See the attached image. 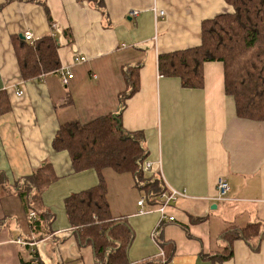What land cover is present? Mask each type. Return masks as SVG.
I'll use <instances>...</instances> for the list:
<instances>
[{
  "label": "crops",
  "instance_id": "obj_1",
  "mask_svg": "<svg viewBox=\"0 0 264 264\" xmlns=\"http://www.w3.org/2000/svg\"><path fill=\"white\" fill-rule=\"evenodd\" d=\"M3 2L0 90L10 106L0 113V176L9 188L51 163L58 177L38 207L52 218H43L36 232L20 197L0 193V264H100L94 245L80 239L65 208V199L96 186L99 174L94 168L74 171L69 153L52 144L60 124L120 110L126 65H140L139 88L126 101L122 125L143 131L146 160H161L160 184L187 192L167 208L176 219L163 223L154 240L160 194L146 195L131 173L103 171L111 213L132 232L126 264H264V121L238 116L225 91L221 61L204 63L201 88L184 87L180 78L158 70L160 53L199 45L202 21L232 6L225 0ZM26 31L33 41L25 39ZM47 35L59 42L60 69L23 79L18 50ZM77 55L86 59L75 62ZM65 67L74 73L67 85L60 76ZM221 178L230 187L224 200L216 198ZM258 221L263 230L253 242L226 237L232 228Z\"/></svg>",
  "mask_w": 264,
  "mask_h": 264
},
{
  "label": "trees",
  "instance_id": "obj_2",
  "mask_svg": "<svg viewBox=\"0 0 264 264\" xmlns=\"http://www.w3.org/2000/svg\"><path fill=\"white\" fill-rule=\"evenodd\" d=\"M10 1L4 0L1 5ZM225 1L233 10L202 21L201 43L160 53L158 70L162 76L180 78L184 87L201 88L204 63L221 61L225 91L234 98L238 116L264 121V0ZM58 48V40L51 35L31 44L26 42L18 50L23 79L58 71L61 67ZM139 68L140 65L123 67L127 88L120 93L117 113H108L85 123L78 120L64 122L52 144L57 151L69 153L74 171L94 168L99 174V183L69 195L65 199V208L80 239L94 245L100 264H126V249L132 237L129 225L115 219L111 213L103 171L111 168L118 173H131L136 185L146 189L148 196L157 197L166 189L160 184L158 174L145 176L143 163L148 153L143 147V131H127L121 122L127 99L139 88ZM9 106L7 92L0 90V113ZM57 177L51 163L13 182L9 188L0 176V193L14 192L20 197L35 232L43 229V218H52L51 213L39 211L38 207L42 206L41 194ZM32 212L35 213L33 218L30 217ZM262 230L258 221L243 228H232L226 232V237L253 242ZM24 264L37 263L24 261Z\"/></svg>",
  "mask_w": 264,
  "mask_h": 264
},
{
  "label": "built area",
  "instance_id": "obj_3",
  "mask_svg": "<svg viewBox=\"0 0 264 264\" xmlns=\"http://www.w3.org/2000/svg\"><path fill=\"white\" fill-rule=\"evenodd\" d=\"M159 14H163L164 12L162 10H159L158 12ZM133 14H137L136 11L133 12ZM24 37L26 40L29 41H33V34L30 31H26L24 32ZM86 57L84 56H79L77 55L75 57V62H79V61H83L85 60ZM60 76H61V81L63 84H68L70 82V80L74 77V73L72 71V68L70 67H65L63 69L60 70ZM24 92L23 90L19 89L17 91L18 95H22ZM143 168L146 172H150V173H155V174H159L162 175V165H161V160H145L143 163ZM218 194H217V199L218 200H224L227 199V193L230 190L229 184L228 182L221 178L218 180ZM187 196V192L185 190H180L178 188H175L173 186H168L161 194H160V205L158 208V211L160 213V218L158 221V224L156 225V227L152 230L151 236L152 238L155 240H157V238H159L160 235V228L161 225L167 221H173L175 220V216L168 213L167 208L172 204L173 201H175L178 197H186ZM145 202V199L142 198L140 199V201L138 202V204L140 206H142ZM145 210L143 208H140V212L143 213ZM31 218L35 217V213L32 212L31 213ZM21 243H23V240H19ZM163 255V252H162Z\"/></svg>",
  "mask_w": 264,
  "mask_h": 264
},
{
  "label": "water",
  "instance_id": "obj_4",
  "mask_svg": "<svg viewBox=\"0 0 264 264\" xmlns=\"http://www.w3.org/2000/svg\"><path fill=\"white\" fill-rule=\"evenodd\" d=\"M21 37H23V35H21Z\"/></svg>",
  "mask_w": 264,
  "mask_h": 264
},
{
  "label": "rangeland",
  "instance_id": "obj_5",
  "mask_svg": "<svg viewBox=\"0 0 264 264\" xmlns=\"http://www.w3.org/2000/svg\"><path fill=\"white\" fill-rule=\"evenodd\" d=\"M115 178H117V177H115ZM121 178V177H120Z\"/></svg>",
  "mask_w": 264,
  "mask_h": 264
}]
</instances>
